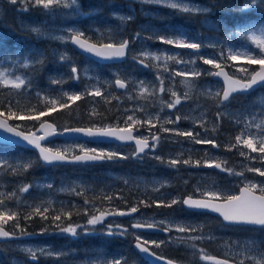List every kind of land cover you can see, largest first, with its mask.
Segmentation results:
<instances>
[{
  "label": "rangeland",
  "instance_id": "374dc122",
  "mask_svg": "<svg viewBox=\"0 0 264 264\" xmlns=\"http://www.w3.org/2000/svg\"><path fill=\"white\" fill-rule=\"evenodd\" d=\"M10 2V0H6ZM185 3L193 6H199L202 8H210L203 2L199 0H184ZM21 6L19 10L24 12V8L27 9H37L42 13V17H37L32 14H29L23 25L30 30L32 33V28L38 27L41 32L34 33L36 37L50 39L58 42V47H51L50 50L53 54H61L62 52L68 55L69 50V40L72 33L68 30L73 29L75 32L82 33L83 30L79 26V23L76 21L80 16L79 12V3L78 6L74 5L72 7L65 8L63 6H56L51 10H44L41 7L34 6L31 3V0H18L17 2ZM154 6H162L158 4H141L138 0H120L116 3L112 15L116 18L117 23L115 26H107L104 30L95 31L96 36L99 37L100 42L107 43H120L124 40H129L130 48L128 50L127 57L130 56V60H125L118 64L115 67H111L108 70L111 75L116 78L125 80L127 82L126 89L121 92L119 97L122 100H126V107L122 108V117L119 123L114 124L115 126H121V124L128 125L127 118L132 116L135 120L139 121V124L133 125L134 128L140 130L141 137L152 138L153 136H158L157 141L153 140L155 145L152 151H147L143 158H140V166L146 164L147 158H155L157 163H149L146 167L147 172L143 173L140 169V175H132V173H123L121 170L116 171H107L102 169L106 174V184L107 187L110 185H117L118 183L122 184V187L128 191H132L135 195V198H144L148 200L151 204L149 208H140V210H145L142 213L136 215L128 214L126 217L131 219L130 227L126 226L125 221H120V219H109L107 215L104 218L103 223H109L112 225H119L117 232L123 236H130L136 240V236L142 237L143 240L148 241H165L160 247H155L154 245H148L151 249L158 253L162 254L165 247L172 245L178 249L181 245H189V243H196L195 247H192L191 244L190 252L182 251L185 255L191 259L196 260V264H213L210 261L201 259L200 250H204V254L208 256H222L225 258H231L235 264H240L241 261L244 264H254L252 257L259 258L261 253L264 252V228H255L247 226H238V225H225L221 220L210 213L199 212L196 215H185V212H182L183 209L182 200L184 196H195V197H204L202 196L203 192L215 191L219 192L223 197L229 195H235L238 192V189L245 185L248 182L256 183L258 185H264V176H260L258 173L249 171L248 169L259 168L261 171H264V159H261V154L257 152L256 159H249L248 157L242 159L240 155H237L234 148L229 150V147L232 145L229 139H219V137L225 135L226 131L222 129V125L228 123H236V125H244V114L239 109L231 107L227 102L225 104H219L217 99L214 98L213 94L216 92H221L222 84L214 79H211V74L215 71V68H205L204 71H200L201 75L196 77L192 81V87L189 89L186 87L183 82L184 78L180 76H174L172 73L174 71H189L185 69V66L190 64L194 66L197 63V52H191L192 56H188L190 53L186 49H182L179 55V59L183 61L193 60L195 63H175L174 61H168L167 71L164 68L163 61H155L148 58L149 60H144V62L149 61L144 65L145 72L142 75L136 73L135 66L138 64V70L143 69V64H141L140 54L142 52L154 53L156 55H168L167 48H153L147 39L150 41L156 40V26L149 21H143L139 27L142 33L138 32H127L125 30V25L127 20H120L119 16H131L135 17L136 14H140L142 18H149L150 15L154 13ZM3 7V0H0V10ZM25 11V12H28ZM31 11V10H29ZM208 12V11H207ZM201 14V24L203 30L199 31V35L202 38V44L206 48L214 50L217 54L223 52V46L225 39L223 34L228 35L232 33L238 45H235V50L242 51L245 48L254 49L251 41L247 39L246 36L238 34V30L230 31L222 29L218 23L207 16L206 12L193 13ZM220 32V33H219ZM143 33L147 35L144 36ZM1 35V31H0ZM63 36L64 40H58L54 37ZM172 39V37H169ZM174 39V38H173ZM176 39V38H175ZM97 42V43H100ZM258 51V50H257ZM43 48L39 47H30L26 51V54L23 58L6 60L0 62V71L6 72L10 78L15 76H21L29 82L28 77L24 73H19L20 66H23L25 59L29 61L40 60L42 55ZM175 52V51H174ZM179 54V53H178ZM221 56V55H220ZM211 59V58H208ZM62 61V60H59ZM67 61V60H63ZM237 63L228 62L230 69H227L230 74L243 78L244 73L240 71L241 68H248L249 70L257 69L258 65H249L247 63V58L241 56L236 60ZM32 64L31 62L29 65ZM221 66L224 67L223 64ZM24 67V66H23ZM72 68V67H71ZM86 67L82 69L81 72H85ZM203 75H208L209 78H204ZM161 80L163 81V87L166 89L165 92H160L159 87ZM140 81L144 82V85L148 87L149 91L147 93L141 94L140 92ZM114 86V81H113ZM25 88V91L28 90V83L26 86L22 87V90ZM155 91L153 92V90ZM173 90L177 95L181 96V103L176 105L174 108L166 107V103L173 98L171 97L170 91ZM262 91H257L254 101L258 104V108L253 110L248 124L252 125L254 129L255 138L259 136H264V127L257 128L256 125L260 124V121L264 119V87ZM22 92H24L22 90ZM188 93V98H184V93ZM25 93V92H24ZM27 97V96H26ZM249 100V99H247ZM237 100L235 105H240ZM220 113V116H217V113ZM179 116L181 119L176 121L175 118ZM184 117H188L184 119ZM152 119V124L144 123L147 119ZM173 121L168 123L167 121ZM239 121V122H237ZM21 122V123H20ZM123 122V123H122ZM127 122V123H126ZM202 122V123H201ZM14 126H19L20 129H25V121H15L12 123ZM111 125V126H114ZM97 126V125H95ZM104 127V126H103ZM168 128L174 131L165 132L162 129ZM215 129V130H213ZM179 132L192 131L193 135H198V139L201 140H213L214 144L206 143H196L190 137L178 135ZM48 148L53 150H64L68 149L69 154H74L81 152V147L86 149H96L97 152H115L119 153L123 157H130L134 154L133 150L130 148H125L120 150L116 147H105V146H95L94 144H89L85 141H62L56 139L54 141L48 142L45 145ZM259 145H257L258 147ZM8 150V147H4ZM10 151V150H9ZM22 154V152L20 153ZM248 154L247 156H249ZM159 157L160 159H157ZM12 155L8 152H2L0 154V175L1 166L10 162ZM120 158L112 159L110 164L118 163ZM191 160V163L184 164L182 161ZM179 160L180 163L176 165H171L169 161ZM196 161H200V164H196ZM207 161V164L205 163ZM213 163L222 164V168L232 169V173L222 174L214 169H208L205 166L211 165ZM110 168V165L107 167ZM85 170H87L85 168ZM94 170V169H93ZM92 170V171H93ZM243 173V176L235 175L234 173ZM90 179L86 180L83 175L76 174L73 175L70 180L60 183L58 186L53 185L52 180L48 175L43 176L42 178L34 181V188L38 189H47V197H39L40 201L54 203L55 200H50L55 197L53 195L64 194L66 192H79L84 189L91 187ZM98 185H101L98 183ZM179 187V191H183V194H177L172 187ZM110 188V187H108ZM120 189V188H114ZM111 195L110 193H108ZM118 198L115 201L117 206L109 205L100 209L99 212H109L114 213L117 210H121L123 196L115 197ZM206 198V197H205ZM173 199L179 201L177 204L172 205L171 207H166V213L161 217H156L159 207L156 206L154 202H160L166 200L164 203H170ZM130 207H133L131 205ZM185 210H188L184 208ZM127 211V210H126ZM190 211V210H189ZM98 212V213H99ZM114 216V215H113ZM143 217H149L150 219H155L159 222H165L163 226L172 225L171 233L165 237L154 236L143 234L139 230H136L132 227V223H137V220L142 219ZM88 219L90 216L87 217ZM1 224V221H0ZM192 226L197 229L194 232L180 233L176 230V226ZM122 226H126L125 228ZM98 229L103 230L104 227H98ZM178 237H184L185 242L181 243L177 240ZM188 237H202L198 240H189ZM250 242H254L255 246H250ZM11 248H15L18 251H22L24 248L32 249H47L53 253H60L62 249L61 244H56L55 246L41 243V241L35 239L34 237H25L22 235L19 239L6 242ZM101 250L90 249L87 260L93 264H100L105 261V258L102 254H99ZM103 252V250H102ZM14 264H24L21 256L17 257L14 260ZM185 264V263H182Z\"/></svg>",
  "mask_w": 264,
  "mask_h": 264
},
{
  "label": "trees",
  "instance_id": "16d2710c",
  "mask_svg": "<svg viewBox=\"0 0 264 264\" xmlns=\"http://www.w3.org/2000/svg\"><path fill=\"white\" fill-rule=\"evenodd\" d=\"M119 1L78 0L81 16L76 21L83 30V37L94 42H100L95 31L104 30L107 26L113 27L116 25L117 20L113 17L112 11H114L113 9ZM199 1L205 3L210 8L207 16L214 19L222 29L228 32L238 30L237 25H243L245 22H258L259 9L255 12L247 13H242L239 10L244 0ZM20 6L18 3L12 4L3 0V7L0 10V62L23 58L26 51L30 47L35 46L43 48L40 57L43 63H32L28 67L20 66L19 71L21 72L19 73H24L29 80L27 92L25 88L22 89L24 93L22 90L0 85V111H4L7 115V110L11 106L13 111L18 112V115H35L40 111L50 113L42 116L40 121L49 119L59 128L68 126H111L119 123L122 117V108L126 107L125 103L127 101L119 97L121 92L116 91L113 86V80L116 77L111 75L108 70L117 65L99 64L79 54L70 45L68 55L63 52L60 55L53 54L50 48L58 47V42L36 37L34 33L23 25V21H25V18L29 14L42 17V13L37 9H29L31 11L22 12L19 10ZM152 8L154 9V13L149 18H142L138 13L131 20H127L125 25L126 33H142L139 29L140 25H142L141 23L143 21L151 22L156 26L155 35L157 41L153 42L147 39V43L154 49L167 48L169 56L177 55L178 53L180 55L182 49L175 45L167 44L158 39V37H165L167 39L172 37V39H175L179 34L186 33L189 36L196 37L197 42L202 44V38L198 34L200 30L204 29L201 24V14L183 13L164 6H154ZM143 34L144 36L147 35L146 33ZM223 36L226 43L222 47L223 56H220L210 48L202 46L196 57L197 63L194 66L188 64L185 66V69L200 72L204 71L205 68H214L213 65L204 64L200 57L205 59L215 57L227 69H230V66L227 64L228 62L237 63L236 61L228 60L227 55L230 48L235 50V45H238V42L234 41L235 38L232 33H228L226 36L223 34ZM61 55H66L68 57L66 60L74 61H59L61 60ZM188 56L190 57L192 54L188 53ZM141 59L149 60L145 57H140ZM127 60H130V56L127 57ZM146 63H149V61L144 62L141 71L138 70V64L135 66L137 74L142 75V73H147L144 69ZM73 66L78 69V73L75 74L78 75V78H75L71 71V67ZM84 67H86V71L81 72ZM203 76L204 78H209L208 75ZM53 81H60V83H54ZM263 87L260 86L253 92L238 94L231 98L228 104L235 109L241 110L244 114V125L238 127L233 122L226 125L223 124L222 129L226 133L219 137V139H229L231 144H235V137L241 135L242 132V138L247 137L249 134L255 138L254 129L252 125L248 124V120L252 111L258 108V104L253 101L255 95L258 93L257 91H262ZM97 88L101 91V96L88 94ZM65 93L69 95L79 93L81 98L76 101H69L67 96L64 95ZM53 99L57 101L56 111H52L51 105L48 103L49 100ZM237 100H239L240 105H235ZM60 103H67L68 107L60 108ZM25 108H35L36 111H18ZM9 120L13 123L19 119L12 118ZM19 121H25L27 130L35 129L40 122L35 120ZM234 150L242 159L246 157L250 159L252 157L251 159L255 160L257 157V152H252L243 144L237 146ZM5 151L10 153L12 158L9 163L1 166L0 200H3L4 203L0 206V211H4L7 215H11L12 212L18 215L14 219L8 220L7 223L1 221V224L7 230L19 235L21 230H23L27 233L25 237H34L41 241V243L52 246L61 244L63 250L60 252L62 255L59 256H41L38 254L37 262L31 260L27 253L11 248L6 242L0 243V264H12L11 259L14 256H21L24 264H93L87 260L90 249L101 250L99 254H102L105 261L108 262L119 259L123 264H148L133 249L132 244L134 239L130 236L127 237L119 234L115 225H113L114 234L108 235V225L112 224L102 223L95 226L87 224V217L99 214L98 212L103 207L109 205L117 206V203L121 205L120 202L115 201L118 199L115 197H124L122 199L124 201L122 206L126 207H122L121 211L128 210L131 205L137 207L139 211L140 208L151 205L148 200L135 198L134 193L124 189L121 183L110 185L108 186L110 188H108L105 182L106 174L101 169L102 164H56L46 166L40 162L35 152L31 150L16 146L6 150L0 145V154ZM21 152L22 154H20ZM241 152H244V155H241ZM248 154L250 155L247 156ZM27 163H31V167L26 170L18 168L15 173L11 170ZM76 174L83 175L86 180L90 179L92 182L91 187L79 192H66L58 195H53L52 193V197L55 198L50 200H55L54 203L39 200V197L48 196L47 189L34 188V181L48 175L53 185L58 186L60 183L70 180ZM98 183L101 185H98ZM24 185H31V187L28 191L21 192L20 189ZM178 188L172 187L177 194H183L184 192L179 191ZM105 197H111V199H106ZM37 207H40L41 211L44 208L48 209L44 214L47 217L46 219L34 213V209ZM181 210L185 212V215H196L199 213L185 210L184 208ZM64 213H71V217L65 216ZM29 214H31V218L25 219ZM57 215H61L60 221H54L53 218ZM112 216H108V220L105 221H109L110 218H113ZM123 217L125 224H127L126 226L131 228L126 215ZM17 223L19 227L16 226ZM69 224L79 226L77 227L78 234L76 236L60 231V228L67 227ZM126 226L122 227L125 228ZM98 227H104V229L101 230ZM85 228L88 229L87 232L84 231ZM20 236L22 237V235ZM191 244L195 245L196 243L191 242L186 246L181 245L178 249L172 247L170 244L164 248L162 255L181 263L196 264L197 261L195 259H189L182 252H190L189 246Z\"/></svg>",
  "mask_w": 264,
  "mask_h": 264
},
{
  "label": "snow or ice",
  "instance_id": "6c2138e0",
  "mask_svg": "<svg viewBox=\"0 0 264 264\" xmlns=\"http://www.w3.org/2000/svg\"><path fill=\"white\" fill-rule=\"evenodd\" d=\"M18 0H10V3L16 4ZM141 4H158L162 5L164 7H168L171 9H175L177 11L183 12V13H200V12H207L209 9L202 8L199 6H193L189 5L184 2V0H138ZM31 3L34 6L41 7L44 10L48 11L53 9L56 6H63L65 8L72 7L74 5L78 6V0H31ZM257 9H259V18L258 22L252 23V22H245L243 25H237L238 28V34L246 36L247 39H249L254 45V49H248L245 48L242 51L240 50H234L229 49L227 59L231 61H236L241 56L247 58V63L249 65H259L258 70H249L248 68H241L240 71L244 73V77L237 79L233 76H230L227 72L224 71V68L221 66V64L217 61V58H211V59H205L203 57H200L202 59L204 64L207 65H213L215 69H218V71L212 73L216 76L223 77L224 81V87L221 92H216L213 94L214 98L217 99V102L219 104H225L226 102H230L232 96L236 93H246L250 90L254 89L257 86H264V0H244V3L240 6V11L242 13L247 12H255ZM27 7L24 8V11H27ZM120 20H131V16H119ZM32 31L34 33H40L41 30L38 27L32 28ZM72 35L70 36L71 42H73L75 45H77L81 50L94 53L97 56L104 57V58H122L126 55V50L129 41L124 40L120 42L119 44L114 43H107L103 45L97 46L96 44L89 43L88 41L84 40L83 33L75 32L73 29L68 30ZM58 40H64L65 38L63 36L60 37H54ZM161 41L170 44L175 45L176 47L180 48H188L195 50L197 53L199 49L203 46L200 42H197V38L193 36H189L186 33H181L176 39H167L165 37H158ZM258 50V51H257ZM142 57H150L151 59L155 61H163V65L165 70L167 71V65L168 61H174L175 63H195V61H183L179 59V54L177 55H156L154 53L149 52H142L140 54ZM221 56L224 55L223 52L220 54ZM60 59L66 60L68 57L66 55H61ZM43 63L42 60L37 61H29L27 58L25 59L24 67H28L29 63ZM141 64H144V59H141L139 61ZM72 73L74 74L75 78H78V75H75L78 73V69L73 66L71 69ZM174 76H180L183 77V82L185 83L187 88H191L192 81L201 75L199 71H174L172 73ZM54 83H60V81H53ZM28 81H26L25 78L21 76H15L14 78H10L9 75L4 72L0 71V85H3L5 87H10L13 89H21L22 87L26 86ZM116 86L120 88L126 87V82L122 79H116L115 81ZM149 91L148 87L144 85L143 81H140V92L141 94L147 93ZM155 89L153 90V92ZM160 92H165L166 89L163 87V81L161 80ZM170 91L171 97L173 98L169 102H163L166 103V107L168 108H174L176 105L181 103V96L177 95V93L173 90H167ZM90 95L95 96H101V91L97 88L93 90L91 93H88ZM67 96V99L69 101H76L81 98V95L79 93L69 95L68 93L64 94ZM184 98H188V93H184ZM48 103L51 105V110L56 111V100H49ZM264 103V101H262ZM67 103H60V108H67ZM20 112H35V108H25V109H19ZM50 113H46L43 111H40L38 114L35 115H18L17 111H13L11 106H9L7 110V115L4 111H0V128L4 129L8 133H12L15 137L21 138L23 141H26L28 144L34 146L36 149L39 150V159L44 161L45 163L53 164V163H59V162H88V161H99V160H112L115 158H126L121 156L119 153L115 152H105V151H99L97 152L96 149H86L81 147V154L75 155V154H69L68 149L64 150H56L54 151L51 148H47L42 146V141L46 139V137L52 135L55 132L54 125L45 122L40 123V130L43 131V135H36V133H26L24 131L19 130V126H12L8 123L9 119L15 118L19 120H35L40 121L42 116L48 115ZM95 114V113H94ZM221 114L218 112L217 116H220ZM188 117H184V119H187ZM181 117L177 116L175 118L176 121H179ZM128 123L127 127L125 128H76V129H65V131H72V132H81L88 136H110V137H116L119 140H135L136 143V153L134 155H137L139 153H143L146 148L150 147L149 141L147 138H137L133 135V125L139 124L140 122L135 120L132 116H129L127 118ZM168 123H172L173 121L169 120ZM239 122V121H237ZM127 123V122H126ZM144 123L152 124V119L149 118ZM202 123V122H201ZM257 128L264 127V119L260 121V124L256 125ZM165 132L168 131H174L172 129L163 128L162 129ZM215 130V129H213ZM178 135L187 136L195 140L196 143H206V144H214L215 142L213 140H201L198 139V133L196 135H193L192 131L187 132H179L177 131ZM243 137V132L241 135H237L235 137V144H232L229 147V150L231 148H236L237 146L243 144L247 149H250L252 152H259L261 154V159H264V136H259L254 138L251 134H249L247 137ZM5 141H8L9 143H17L18 141H11L9 137H3ZM152 139L154 141H157L159 139L158 136H153ZM257 144L259 145L257 147ZM154 147L155 145H151ZM241 155H244V152H241ZM252 158V157H250ZM157 159H160L157 157ZM179 160H171L169 163L171 165H176L180 163ZM184 164L191 163V160H184L182 161ZM207 164V161H205ZM196 164H200V161H196ZM211 166V165H210ZM214 166L216 168H222V164L215 163ZM10 167V166H9ZM31 167V163L24 164L22 166H17V168H12L11 170L15 173L18 168H23L26 170L27 168ZM224 171H227L229 173H232V169L223 168ZM249 171H253L258 173L260 176H264V171H261L259 168H252L248 169ZM235 175L243 176L244 174L241 173H234ZM31 187V185H24L20 191L26 192ZM259 193V194H257ZM202 196L206 197L205 199H193L192 197H188L186 199H183L182 203L190 208L195 209H210L214 212L219 213L224 221L233 223V224H243V225H255L260 226L264 228V185H258L256 183L248 182L246 183L239 191V195H229L227 197H223L219 192L215 191H209V192H203ZM106 199H111V197H105ZM223 200L222 203H217L214 201ZM87 202V201H86ZM179 201L173 199L170 203L165 204L163 201L160 202H154L157 207L165 206V207H171L172 205L177 204ZM4 203L3 200H0V206H2ZM144 203V202H141ZM151 206V205H146ZM48 211L47 208H44L43 211H41L40 207H37L34 209V213L37 215H40L42 218H47L44 214ZM138 211V208L133 206L130 207L127 211H121L117 210L115 213H109V212H99V214H93L90 216V218L87 220L88 225H97L102 224L104 221V218L107 215L115 214V215H128L131 213H136ZM18 214L15 212H12L11 215H7L4 211H0V221H3V223H7L8 220L14 219ZM65 216L71 217V213H64ZM31 214L25 217V219H30ZM54 221H60L61 215H57L54 218ZM165 222H160V224H164ZM19 227V224L16 225ZM77 227L79 226H73L69 224L67 227L60 228V231L63 233H68L72 236H76L77 233ZM113 225H108L107 228V234L113 235ZM116 228H119L120 226H115ZM134 228H156L158 227V224L153 223H141L137 222L136 224L132 225ZM172 229V225L169 224L168 226L163 227L164 232H169ZM176 230L180 233H187V232H194L197 231L196 228L192 226H182L178 225L176 226ZM85 232L88 231L87 228L84 229ZM27 233L21 230L20 235H26ZM123 234V233H121ZM16 233H10L8 231H4L3 228H0V237L8 238L15 236ZM189 240H198L202 239V237H188ZM177 240L181 243L185 242L184 237H178ZM165 241H148L143 240L142 237L136 236V247L144 252L148 253L149 255L155 257V252H152L150 247L148 245H154L155 247H160L162 244H164ZM250 246H255L254 242H250ZM192 247H195L193 244ZM23 252L27 253L28 256L33 261L38 262V254L43 255H62V253H53L47 249H32V248H24L22 249ZM201 252V259L206 261H212L213 264H228L227 260L217 259L213 256H208L204 254V250H200ZM158 259H163V257H158ZM254 264H264V252L261 253L259 258L252 257ZM101 264H123V262L119 259L113 260V261H105L101 262ZM167 264H173L171 260L167 262ZM240 264H244L243 261L240 262Z\"/></svg>",
  "mask_w": 264,
  "mask_h": 264
},
{
  "label": "water",
  "instance_id": "95a60500",
  "mask_svg": "<svg viewBox=\"0 0 264 264\" xmlns=\"http://www.w3.org/2000/svg\"><path fill=\"white\" fill-rule=\"evenodd\" d=\"M84 40L88 41L89 43H92V44H96L97 46L99 45H103V44H107V42H103V43H97V42H94L90 39H87L85 37H82ZM129 41V40H127ZM69 44L74 48V50H76L78 53H80L81 55L83 56H86L100 64H118V63H122L126 60L127 58V54H128V50H129V43H128V46H127V50H126V55L122 58H113V59H109V58H104V57H100V56H97L95 55L94 53H89V52H86V51H83L81 50L77 45H75L73 42H71V39L69 40ZM114 44H119V43H114ZM186 50L188 51H191V52H196L195 50H192V49H188V48H185ZM224 68V71L227 72L230 76H233L234 78H237V79H240L239 77H236L232 74H230L228 72V70ZM259 69V65H258V68L256 70ZM218 71V69L215 70V72ZM214 73V72H213ZM211 78L214 79V80H217L219 81L221 84H222V89L224 87V81H223V77H220V76H216L214 74L211 75ZM116 79H119V78H116ZM116 79L114 80V87L117 91H123L125 88H120L118 86H116L115 84V81ZM125 81V80H124ZM126 82V81H125ZM127 85V83H126ZM259 87V86H257ZM257 87H255L254 89L250 90V91H253L255 90ZM249 91V92H250ZM248 93V92H246ZM221 94H222V90H221ZM236 94H241V93H236ZM234 94V95H236ZM233 95V96H234ZM47 122V123H50L52 125H54L55 127V132L46 137L45 140H43L41 143H42V146L46 147L45 144L50 142V141H53L55 139H60V140H85V141H88V142H94V143H114V144H133L136 148V143H135V140H119L117 139L116 137H110V136H88L84 133H81V132H72V131H65V129H76V128H93V129H96V128H108V127H112V128H125V127H117V126H108V127H90V126H68V127H64V128H61L59 129L51 120H48V119H45L41 122ZM40 122V123H41ZM8 123L11 124L12 126H14L10 120H8ZM40 123L37 125V127L34 129V130H31V131H25V130H22L19 128L20 131H24L26 133H36V135H43V131L40 130ZM15 127V126H14ZM135 134V130H133V135ZM135 136V135H134ZM3 137H9L11 141H18L17 143H9L8 141H5L3 139ZM137 137V136H136ZM139 138V137H137ZM143 139V138H141ZM0 144H3L5 146H21V147H24V148H28L30 150H33L36 155L38 156L39 158V150L36 149L34 146L28 144L26 141H23L21 138L19 137H15L12 133H8L6 132L4 129L0 128ZM148 148H146L144 150V152L147 150ZM55 151V150H54ZM143 152V153H144ZM81 154V152L75 154V155H79ZM139 154H142V153H139ZM44 165H53V164H83V163H100V162H103L104 160H99V161H88V162H59V163H53V164H49V163H45L44 161H42L41 159H39ZM215 163L208 165L207 167L209 168H216L214 166ZM218 169L219 171H224L223 168H216ZM244 186V185H243ZM241 186L239 189H238V192L237 194L235 195H239V191L240 189L243 187ZM259 194V193H257ZM188 197H192L193 199H205V197H195V196H184L183 199H186ZM183 201V200H182ZM214 202H217V203H222L223 200H218V201H214ZM183 207L186 208V209H189V210H192V211H201V212H207V213H210V214H213L215 216H217L222 223L226 224V225H238V226H252V227H260V226H255V225H243V224H233V223H230V222H227V221H224L223 220V217L217 213V212H214L210 209H195V208H190L186 205H184L182 203ZM134 225V224H133ZM0 228H3L4 231H8L4 226H2L0 224ZM139 231H144V232H161V233H168V232H164L161 228V227H156V228H152V229H148V228H135ZM10 232V231H8ZM10 233H13V232H10ZM19 235H15V236H12V237H8V238H4V237H0V242H5V241H12V240H15L16 238H18ZM133 248L134 250L148 263V264H167V262L169 260H171L173 262V264H181L180 262L176 261V260H173V259H170L168 257H165L163 255H160L158 253L155 252L156 256L153 257L151 255H149L148 253H144L142 251H140L137 247H136V240L133 242ZM152 252H154L153 250H151ZM158 257H163V259H158ZM213 257H216L217 259H222V260H227L228 261V264H234V262L232 260H229L227 258H223V257H219V256H213ZM211 263H213L212 261H210Z\"/></svg>",
  "mask_w": 264,
  "mask_h": 264
},
{
  "label": "flooded vegetation",
  "instance_id": "af4514ba",
  "mask_svg": "<svg viewBox=\"0 0 264 264\" xmlns=\"http://www.w3.org/2000/svg\"><path fill=\"white\" fill-rule=\"evenodd\" d=\"M67 61H74V60H67ZM126 89V88H125ZM123 123V122H122ZM119 127H127V125H125V124H121V126H119ZM133 130H135V136H137V137H140V138H143V137H141V135H140V130L138 129V128H134L133 127ZM145 138V137H144ZM148 139V141H149V144H150V147L147 149V151H152V149H153V147L151 146V145H153V139L152 138H147ZM89 144H94L95 146H100V147H102V146H105V147H108V146H110V147H116V148H118V149H120V150H123V149H125V148H130V150H133L134 151V153H136V147L133 145V144H124V145H116V144H103V143H89ZM146 151V152H147ZM146 152H144L143 154H145ZM143 154H141V155H134V154H132L130 157H126V158H120L119 159V161H117L118 163H114V164H110V162L112 161V160H104V162L103 163H100V164H102L101 165V168L102 169H105V170H107V171H116V170H121V172H123V173H132V175L134 176V175H140V169H141V172H143V173H146L147 172V170H146V167L148 166V164L149 163H157V160L155 159V158H147L146 159V161H147V163L146 164H143V165H141L140 166V158H143L144 156H142ZM137 156L138 157H140V156H142V157H140V158H137ZM83 165H92V164H83ZM110 165V168H107L108 166ZM206 168H208V169H214V168H209V167H207V166H205ZM225 168V167H224ZM216 171H218L217 169H215ZM220 173H222V174H226V173H228L227 171H223V172H220ZM166 200H164L163 202H165ZM149 207H151V206H149ZM148 206H145V207H142V208H149ZM160 209H159V211L157 212V216L156 217H161V216H163L165 213H166V211H167V208L165 207V206H160L159 207ZM145 210H139V211H137L136 213H133V215H136V214H138V213H142V212H144ZM112 213V212H111ZM110 215H114V216H112L113 218H115L116 220L117 219H120V221L122 220V221H125V219H124V215L123 216H121V215H115V214H110ZM110 215H109V217H110ZM132 215V214H131ZM108 217V218H109ZM113 218H110V219H113ZM127 219V221H129V222H131V219L129 220L128 219V217L126 218ZM137 222H141V223H145V222H147V223H153V222H155V223H157L159 226H161V227H164L163 226V224H160V222L159 221H157V220H155V219H150L149 217H143L142 219H139V220H137ZM133 224H136V223H132V225ZM134 228V227H133ZM171 233V231H169V233H167V234H165V233H160V232H155V233H149V232H144L143 234H147V235H154V236H160V237H165L166 235H168V234H170ZM150 247V246H149Z\"/></svg>",
  "mask_w": 264,
  "mask_h": 264
},
{
  "label": "bare ground",
  "instance_id": "6f19581e",
  "mask_svg": "<svg viewBox=\"0 0 264 264\" xmlns=\"http://www.w3.org/2000/svg\"><path fill=\"white\" fill-rule=\"evenodd\" d=\"M17 257H19V256H14V257L11 259V262H13ZM23 262H24V260H23Z\"/></svg>",
  "mask_w": 264,
  "mask_h": 264
}]
</instances>
